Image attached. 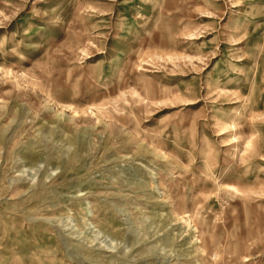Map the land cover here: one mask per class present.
Instances as JSON below:
<instances>
[{
	"label": "rangeland",
	"instance_id": "374dc122",
	"mask_svg": "<svg viewBox=\"0 0 264 264\" xmlns=\"http://www.w3.org/2000/svg\"><path fill=\"white\" fill-rule=\"evenodd\" d=\"M0 264H264V0H0Z\"/></svg>",
	"mask_w": 264,
	"mask_h": 264
}]
</instances>
